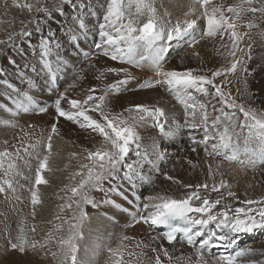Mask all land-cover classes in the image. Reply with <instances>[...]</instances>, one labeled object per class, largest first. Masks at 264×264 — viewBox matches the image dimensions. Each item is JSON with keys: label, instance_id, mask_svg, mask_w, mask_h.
Segmentation results:
<instances>
[{"label": "bare ground", "instance_id": "obj_1", "mask_svg": "<svg viewBox=\"0 0 264 264\" xmlns=\"http://www.w3.org/2000/svg\"><path fill=\"white\" fill-rule=\"evenodd\" d=\"M18 2L32 4V11L29 12L27 8L15 6L13 0H0V41H3V43H0V68L4 69L6 73L4 76H0V151L7 150L12 153L11 160L15 161L18 171L22 173V176L10 174L5 177L4 169H0V182L6 178L13 179L16 188L15 193L11 191L0 193V264H60L62 258L59 255L57 242L61 237L67 238L69 235V223L65 221L74 222L72 217L78 215L76 204L73 199H70L72 194L69 189L79 182L80 177L77 176L73 179V175L81 170V165L88 163L86 160L87 153L84 150H95L100 146L102 138L90 129H81L77 124L64 118L57 119L53 105L51 107L47 106L46 112H39L38 107L41 105L43 97L47 98L44 96L45 93H55L57 91L58 97L60 93L66 91V99L61 101V106L68 110L67 99L83 100L86 98L88 90L93 86L96 90L93 94L99 96L103 94L106 85L125 77L123 72L118 75L103 72V77L97 79V76H100L104 69L123 68L127 69L128 73L133 74L135 66L119 63L115 60L118 63L116 64L95 48V44L100 42L99 30H93L91 25L94 22L98 24L104 22L103 15L108 0H78V6L75 9L71 5H63V15L55 11V8L59 6V0H18ZM213 2L216 3L218 0H213ZM222 2L227 5L235 3L236 0H222ZM79 3L84 4V7H79ZM153 3L157 9V16L165 22L170 21L171 24L200 17L197 19L195 30L199 33L198 26L201 27L199 22H204V18L201 17L200 4L192 0H153ZM254 6L259 7L260 5L256 3ZM38 7L48 8L52 12V18L48 19L43 12H37L36 8ZM98 14L99 18L97 20L92 18V16ZM245 20H252L256 25L251 29L247 27L240 29V31L248 33L240 43L246 46L249 45L252 48L251 58L244 63V65H252L249 66L251 71L247 74L238 70L235 74H226V77H216L215 82L219 84L221 81L232 77L231 84L226 82L222 86L223 91L226 94L230 92L237 104L252 108L256 105L243 89L242 81L246 75L253 74L254 68L264 65V15L259 12L254 15L248 13ZM37 21H41V32L35 31ZM80 21H83L85 25L86 36L79 29ZM24 29L31 31L32 35L22 38L19 33ZM42 36L48 39L51 50L47 59L51 62L52 68L57 70L58 78L59 75L63 76L62 80L58 79L55 87L43 78L44 73L48 75L49 72L41 63L42 48L40 40ZM166 39L167 36L161 40V43H170L164 42ZM190 39V37L187 38L188 41ZM172 40L174 44L170 45L169 50H180L181 45L177 43V38L174 37ZM228 41L229 36L227 34L223 37L217 35L215 37L217 43L213 41L212 37L200 38L196 45L198 47L197 51L203 57L211 56L212 52H216L219 56L218 62L222 61L215 68L220 69L224 67L222 65L227 61L228 52L231 50V42L228 43ZM221 42L225 43L219 44ZM78 50L79 53H77ZM82 51L92 53L91 60L81 58ZM245 54V51L242 53L237 52L238 57ZM212 56L214 57V54ZM9 58L17 62L16 66L9 63ZM176 58L174 57L171 61L168 60L164 63L165 71L176 70L182 72L189 70L188 67H193L192 70H196L199 74L202 73L201 68L194 65L197 58L192 59L191 57L190 64L188 62L177 64L175 62ZM205 60L207 61V59ZM58 61L60 62L59 66L57 65ZM209 62L212 63L213 60ZM211 63L207 65H211ZM140 68L150 73L153 66L150 61H145ZM137 74L138 72H135V75ZM254 75L259 78V81L255 83L256 85H253L254 89H259L256 96L264 100V69H260ZM77 76L81 78L77 79ZM248 80L254 81V79ZM73 84L74 87H69ZM58 85H60L59 88ZM128 86L129 84L124 85L119 92L108 94L106 111L112 113L123 112L127 116L125 109L133 104H145L149 107L163 109L165 121L168 123L185 121V108L177 106L172 97L164 92L167 86L137 91L127 90ZM26 88L29 91H26ZM24 94L31 96L36 106L28 112L20 111L18 114L12 115L8 109L15 111L13 102L22 100ZM24 102L27 103V101ZM199 102L209 105L210 119L218 114L212 111L211 106L221 107L219 97H216L214 93ZM248 102L251 104H247ZM261 111L264 113V107L261 108ZM89 114L93 115L94 118H99L98 113L90 112ZM236 114L242 120V113L236 110ZM7 120H11L16 126H4L3 122ZM188 120L189 123L200 124L199 113H197L194 120L192 117H188ZM53 123L56 124L58 129L56 134L50 131ZM137 132L140 136V151L145 153L146 157L139 165L134 166L133 181L129 182L127 179H123L121 172L120 179L113 180L111 183L108 181L104 183L105 189L116 185L117 192L93 190L90 195L94 198L98 207L93 208L91 205H84V210L88 213V216L83 222L84 238L79 241L80 247L77 257L80 264H115L120 257H113L109 249L119 250L123 258L122 264H155L157 255L160 256L162 264H194L196 261V247L194 249L188 248L179 242L168 244L164 241L161 233L148 224L135 223L133 219H130L128 225L120 227L116 219H119L121 214L113 204L104 203L103 201L106 199L116 203L122 195L128 193L132 196L131 204L143 209V205L149 203L146 199L148 196L164 195L182 199L195 190L194 186L205 183L209 185L210 190L205 192L206 190L200 189L202 196L207 195L211 200L224 196L223 200L225 201H222L220 205L213 209L214 213L222 210L225 204L231 206L232 213L238 207L258 209L259 207L255 206L256 204L246 205L243 202L264 199V166H257L255 169H241L227 165L218 158L207 157L205 150L202 148L203 144L191 143L192 137H195L197 141L203 139L202 128L193 129L186 126L183 132L185 149L167 144L156 130L152 119H146L137 127ZM49 135L52 137V147L49 155L51 171L42 173L45 179L48 180V184L38 186L42 203L33 209L29 189L33 187L35 171L39 166L37 156L42 159L44 155L49 154L46 147ZM31 145H35V147H31ZM134 147V145L130 146L128 157H126L128 162L137 159L131 150ZM25 148L27 152H25ZM193 148L196 150L193 151ZM74 153L75 155H73ZM161 155L163 158H160ZM9 162L10 160H5L4 168H7ZM146 163H152L159 167L161 173L158 175V173L151 171L150 167H146ZM210 167L211 175L209 174ZM166 176L172 177V179H166ZM23 177H28V179ZM222 179L231 187L223 188L220 192H212L211 186L219 184ZM185 185H192L193 187H185ZM229 190L236 194L235 197L226 195ZM17 197L20 199H17ZM236 198L237 201H235ZM69 203L72 204L71 208L67 207ZM194 203L199 204L198 201ZM117 204L120 205L118 209L124 208L122 204ZM61 205H65V207L61 209ZM125 206L128 205L125 204ZM261 207H264V204ZM33 211H35V216L32 215ZM148 211H151V209ZM142 213L147 215L146 211H142ZM192 218L206 219L207 217L205 214L192 213ZM208 227L214 229L215 224H210ZM20 228L24 229L29 241L38 242L35 249L28 248L24 253H21L10 248L9 240L15 241ZM33 228L35 231H32ZM262 228L264 227H257L251 232L244 233L253 236ZM49 233H51L50 236ZM236 234L237 240L241 235ZM124 237H128V239L125 240ZM259 238L260 240H256L254 243H248V245L250 244L249 247H247L248 245L246 247L242 245V247L251 249L255 246H264V237ZM200 239V237L197 238V247ZM42 244L46 246L41 247ZM162 248L168 250L172 258L171 261L164 257ZM153 249L156 251H153ZM235 250H238L237 244L234 248L227 250L223 247L210 245L204 250V259L207 264H220L219 256L221 253L224 255L234 254ZM257 251L253 252L256 253ZM52 252H57L58 255L53 257ZM248 254L251 255L245 260L252 261L255 259L252 255V249ZM239 258H237L236 264H240ZM257 260L259 261V259ZM258 261L257 264H263L260 263L263 260Z\"/></svg>", "mask_w": 264, "mask_h": 264}, {"label": "snow or ice", "instance_id": "obj_2", "mask_svg": "<svg viewBox=\"0 0 264 264\" xmlns=\"http://www.w3.org/2000/svg\"><path fill=\"white\" fill-rule=\"evenodd\" d=\"M197 3L200 4L202 9L201 17L206 20V28L200 38L216 37L217 35L223 37L227 34L231 41V50L228 55L232 57V60L229 66L213 71L211 76L199 74L192 69L182 72L176 70L165 71L163 69L162 61L167 49L158 48L157 42L164 39L165 36H167L168 40H172L174 37L193 35L197 28V19L200 17L191 20L185 19L183 22L177 21L175 24H171L170 21L165 22L157 16V9L153 0H108L107 8L103 15L104 22L99 24L98 34L100 42L95 44V48L114 61L119 60L121 63L132 64L136 67H141L143 62L150 61L159 79L146 81L138 85V87L167 86V89L185 107L186 119L184 126L193 129H203L202 140L197 141L195 137L191 139L193 143L203 144L207 155H222L229 162L235 161L243 167L252 169L257 166H264V113L258 114L254 109H246L244 105L237 104L230 92L226 94L223 91L222 86L227 82L226 79L219 84L215 82L216 77H226V74H235L238 70L247 72L244 60L237 56V52H243V49L239 47L240 42L244 36L248 35L247 32H242L240 29L242 27L251 29L256 26L252 20H245V17L248 13L254 15L259 12L264 15V0H236L235 3L228 5H225L222 0H218L216 3L213 0H197ZM256 3L260 6H254ZM13 4L21 8H27L29 12L33 9L32 4H21L18 0H13ZM63 5H71L75 9L78 6V0H59V6L55 8V11L60 15L64 14ZM210 5L211 7H209ZM83 6L82 3H79V7L82 8ZM36 11L43 12L48 19L52 18V12L46 7H38ZM40 23L41 21H37L36 32L42 31ZM79 29L86 36L87 33L83 21H80ZM19 35L22 38L28 37L32 35V32L24 29ZM197 42L193 36L190 46ZM0 43H3V41H0ZM40 45L42 48L41 63L52 74L54 82L55 73L51 62L47 59L51 52L48 39L42 36ZM84 57L86 60H91L92 58L89 53H84ZM9 63L14 64L15 61L9 58ZM59 63L58 61V66ZM103 72L116 73L117 75L123 72L125 73V78L106 85L103 89V94L99 96L93 94L96 91L93 88L88 90V94L83 100L67 99L68 110L61 106V101L66 99V91L59 94L53 105L57 119L64 118L77 124L81 129H90L102 138L100 146L95 148V150H84L87 153L86 160L88 163L81 165V170L73 175V179L77 176L80 177L79 182L69 189L72 194L70 199H73L76 204L78 215L72 217L74 222L65 221L69 223V235L67 238L61 237L57 242L59 255L62 258L60 264H80L77 253L80 247L79 241L84 238L82 231L83 222L88 216V213L84 210V205H91L93 208L98 207V204L90 195L91 191L117 192L118 188L116 185L105 189L104 183L105 181L111 183L113 180L120 179L121 172L123 173V179H127L129 182L133 181V176L135 175L134 166L139 165L146 157V154L140 151L141 144L139 143L140 136L137 132V127L146 119H152L162 134H174L172 130L165 131L164 123L160 120L164 116V111L159 107L135 104L124 110L127 112V116L123 112L112 113L106 111L108 94L110 92H119L124 85L128 84L132 77L127 69L107 68L101 72L100 76H97V79L103 77ZM5 74L4 69L0 68V76ZM80 78V76H77V79ZM74 86V84L69 85V87ZM210 89L215 90L214 94L219 97V103L221 104L219 108L215 105L211 106L212 111L218 113L212 119L209 118V105L196 101L192 95L193 91L203 93L206 96L212 95ZM24 101H27V103ZM13 103L15 111L8 109L12 115H16L20 111L28 112L36 106L33 98L27 94H24L22 100L14 101ZM38 110L39 112H46L47 107H40ZM236 110L243 114V120L237 117ZM90 112L98 113L99 118H94L93 115L89 114ZM197 113H199L200 124L189 123L188 117H192L194 120ZM3 123L6 127L16 126L11 120ZM51 132L53 134L58 132L55 123L51 126ZM51 139L52 137L49 135L46 145L49 154L44 155L42 159L37 156L39 166L35 171L33 187L29 189L33 209L42 203L38 186L48 184V180L45 179L42 173L51 171L49 166V155L52 147ZM132 145L135 147L131 150L137 159L128 162L126 157H128L130 146ZM31 147L34 148L35 145H31ZM192 150L195 151L196 149L193 148ZM25 152H27L26 148ZM11 157L12 153L7 150L0 151V169H4V176L8 177L10 174L22 176V173L18 171L17 164L14 160H11ZM160 158H163L162 155ZM5 160H10L7 168H4ZM217 167L219 168V165ZM209 174L211 175V167L209 168ZM23 178L28 179V177ZM166 179H172V177L166 176ZM185 187L193 186L185 185ZM194 187L195 190L182 199L164 195L146 197L149 203L144 204L143 209H140L139 206H137V209L138 211H146L147 215H133L134 222L143 221L146 224L166 226L169 231L164 235L170 244L176 240V233H182V240L186 241L189 246L196 247V261L194 264H207L204 259V250L210 245L223 247L225 250L234 248L237 240L233 234L251 232L257 227H264V207H259L258 209L238 207L232 213L231 206L225 204L222 210L214 213L213 209L222 203L224 196L211 200L207 195L202 196L200 192V189L207 191L209 189L208 184H199ZM230 187L222 179L219 184L211 186V191L220 192L221 189ZM8 191L15 193L16 188L14 187L13 179L6 178L0 182V193ZM226 195L235 197L236 194L229 190ZM76 197L79 199H74ZM124 198L127 199V197ZM17 199L20 198L17 197ZM196 201L199 202L198 205L194 203ZM103 202L120 208V205L116 204L115 201L106 199ZM243 203L246 205L264 204V199L260 201L246 200ZM60 207L63 209L65 205ZM67 207L71 208L72 204L69 203ZM149 209L151 211H148ZM121 210L128 211L127 209ZM190 213L205 214L207 218L194 219L189 215ZM32 215L35 216V211H33ZM177 221H181L182 224L175 223ZM210 224H215V228L210 229L208 227ZM32 231H35V229L33 228ZM50 235L51 233H49ZM198 237L201 239L197 247ZM123 239L126 240L128 237ZM37 243L36 241H29L23 228L19 229L15 241L9 240L10 248L21 253H24L28 248L35 249ZM40 246L45 247L46 245L42 244ZM161 250L164 257L171 261L172 258L168 250L163 248ZM109 251L113 257H120L115 264H122L123 258L119 250L109 249ZM153 251L156 250L153 249ZM250 251V249L241 248L235 250L234 254L224 255L221 253L219 262L220 264H236L238 257H243ZM51 254L53 257L58 255L57 252H52ZM155 264H162L159 255L155 257Z\"/></svg>", "mask_w": 264, "mask_h": 264}, {"label": "rangeland", "instance_id": "obj_3", "mask_svg": "<svg viewBox=\"0 0 264 264\" xmlns=\"http://www.w3.org/2000/svg\"><path fill=\"white\" fill-rule=\"evenodd\" d=\"M84 5V4H83ZM228 5V4H227ZM84 7V6H83ZM202 19H203V17H202ZM203 21L204 22H199V24L201 25V27H199L198 26V28H199V35H197V36H195V38H196V40L197 41H199V39H200V37H201V34H202V32L205 30V28H206V20L205 19H203ZM176 23V22H175ZM202 29V30H201ZM97 36V35H96ZM94 39H96L95 37H94ZM212 39H213V41L215 42V37H212ZM191 41V40H190ZM189 41V42H190ZM229 42H231L230 41V39H229V41H228V43ZM159 43H161V40H160V42ZM215 43H217V42H215ZM222 43H225V42H221V43H219V44H222ZM227 43V44H228ZM73 44V43H72ZM207 45H208V43H206ZM211 44H213L212 42H211ZM264 44V43H263ZM196 45H197V43H195V45H192V46H190V43L189 44H185L184 46H183V49H182V47H180V50H174V51H177V53L178 54H180V55H178L177 53H174V54H170L169 56H168V59H167V61L169 60V61H171L172 60V58H174V57H177L176 59H175V62L177 63V64H181V63H184L185 64V62H188V64H190V59H191V57H192V59L194 58H197V60H195L196 61V63H194V65H198L199 66V68H201V74H205V75H208V76H211V74H212V72L213 71H215V70H217L215 67L217 66H219L220 65V62L222 61H220V62H218V59H219V56L217 55V53L216 52H212V54H214V57L212 56V54H211V56H202L201 54H199V52L197 51L198 49V47H196ZM193 46H195V47H193ZM245 46V47H244ZM239 47H240V49H243V51H245L246 52V54L245 55H243V56H241V58L244 60V63H245V61L246 60H249L250 58H251V51H252V48H251V46H246L245 44H243V43H240L239 44ZM189 48H192V49H189ZM195 48V49H194ZM81 49H83V48H81ZM182 49V50H181ZM185 50H186V52H185ZM179 52H181V53H179ZM77 53H79V50H78V52ZM248 53H250V54H248ZM192 54V55H191ZM198 54H199V56H198ZM216 56V57H215ZM249 56V57H248ZM254 56H256V55H254ZM199 57V58H198ZM216 58H217V60H216ZM201 59H202V61H201ZM204 59V60H203ZM205 59H207V61L205 60ZM209 59V60H208ZM227 61L226 62H224V64L222 65V66H224V67H226V66H229V64H230V61L232 60V57H230V56H227ZM111 60V59H110ZM210 60H213V62L211 63V62H209ZM114 61V60H113ZM167 61H165V62H167ZM194 61V60H193ZM194 61V62H195ZM201 61V62H200ZM115 62V61H114ZM210 64L211 63V65H207L208 63ZM16 63L17 62H15L14 64L15 65H13V66H16ZM116 63V62H115ZM116 64H118V63H116ZM216 64V65H215ZM204 66V67H203ZM205 66H206V68H205ZM246 68H247V72H245V73H247V74H249L250 73V71H251V69L249 68V66H252V65H244ZM188 68H193V67H188ZM213 68H215V69H213ZM213 69V70H212ZM263 70L264 69V65H261L259 68H254L253 69V74H251V75H246V77L244 78V79H246V80H244L243 79V89L247 92V94H248V96L251 98V100L255 103V105L256 106H254V107H252L251 109H254V110H256L257 111V113L259 114V113H262V111H261V108H263L264 107V100H262L260 97H257L256 96V94H258V92H259V89H254V86L253 85H256L255 83H256V81L258 82L259 81V78H258V76H256V75H254V74H256L259 70ZM258 70V71H257ZM4 76V75H3ZM253 76V78L252 79H254V81L253 82H251V81H249L248 79H250V80H252L251 79V77ZM62 78H63V76H61V75H59V80H62ZM227 80V82L228 83H230L231 84V82H232V80H233V78L232 77H229V78H227L226 79ZM245 81V82H244ZM250 85V86H249ZM253 86V87H252ZM94 88V86L93 87H91V89H93ZM248 88V89H247ZM253 88V89H252ZM211 90V92L212 93H214L215 92V90L214 89H210ZM26 91H29L28 90V88H26ZM210 95H208L207 97H209ZM255 96V97H254ZM253 98V99H252ZM250 102H248L247 104H249ZM251 104V103H250ZM133 105H135V104H133ZM245 108H250V107H247V106H244ZM242 120H243V114H242ZM50 131H51V129H50ZM159 156H160V154H159ZM146 167H150V170L151 171H153V172H155V170L152 168V166L149 164V163H146ZM155 173H157V172H155ZM122 174L123 173H121V176H122ZM159 175V174H158ZM146 177H148V176H146ZM145 183V182H144ZM150 184H151V182H150ZM210 190V187H209V189L207 190V191H205V192H208ZM222 201H225V200H222ZM235 201H237V198L235 199ZM261 205L262 204H256L255 206H257V207H261ZM258 218V217H257ZM241 236L237 239V248L238 249H241V247H242V245H244L245 247L248 245V243H254V242H256V240H260V238L259 237H264V228H262V229H260L259 230V232H257V233H255L253 236H252V234H248V233H244V232H241V233H239ZM234 235V238L236 239L237 238V234H233ZM250 246V244L247 246V247H249ZM253 247V246H252ZM243 248V247H242ZM192 249H194V248H192ZM252 249V255H253V257L256 259H259V261H260V259L261 260H263L264 261V246H255V248H251ZM250 249V250H251ZM256 250H258L256 253H257V255H259V256H257L256 255V253H254L253 251H256ZM259 250H261V251H259ZM249 253V252H248ZM247 253V254H248ZM229 254V253H228ZM246 254V256H243V257H240L239 259H240V264H257V259L255 260H249V261H247V260H245V258H247L248 256H250L249 254L247 255ZM255 255V256H254ZM261 256H263V257H261ZM260 257V258H259ZM244 258V259H243ZM258 261V262H259ZM263 261H260V263H263L264 264V262Z\"/></svg>", "mask_w": 264, "mask_h": 264}]
</instances>
